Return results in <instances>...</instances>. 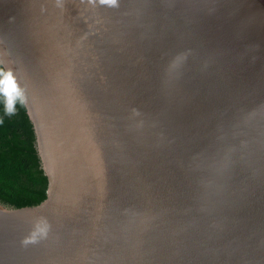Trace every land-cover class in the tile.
Instances as JSON below:
<instances>
[{
  "label": "water",
  "instance_id": "water-1",
  "mask_svg": "<svg viewBox=\"0 0 264 264\" xmlns=\"http://www.w3.org/2000/svg\"><path fill=\"white\" fill-rule=\"evenodd\" d=\"M0 51L45 180L0 264H264V0H0Z\"/></svg>",
  "mask_w": 264,
  "mask_h": 264
},
{
  "label": "trees",
  "instance_id": "trees-1",
  "mask_svg": "<svg viewBox=\"0 0 264 264\" xmlns=\"http://www.w3.org/2000/svg\"><path fill=\"white\" fill-rule=\"evenodd\" d=\"M0 203L12 207L34 205L44 198L45 180L33 153L25 108L4 116L0 104Z\"/></svg>",
  "mask_w": 264,
  "mask_h": 264
},
{
  "label": "clouds",
  "instance_id": "clouds-1",
  "mask_svg": "<svg viewBox=\"0 0 264 264\" xmlns=\"http://www.w3.org/2000/svg\"><path fill=\"white\" fill-rule=\"evenodd\" d=\"M81 4H85L91 8L106 7L116 9L120 7V0H80ZM55 4L60 9H64L65 0H55ZM9 53L0 51V104L3 105L4 116H15L18 106L27 108L30 101L29 83L25 77L18 75L19 67L15 66V61L7 58ZM4 123L3 116H0V124ZM51 231L50 223L44 218L43 225H37L28 235L22 238L21 245L27 247L29 245L39 244L42 240H46Z\"/></svg>",
  "mask_w": 264,
  "mask_h": 264
}]
</instances>
